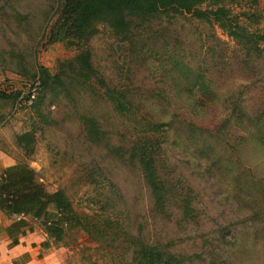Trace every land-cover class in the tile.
I'll use <instances>...</instances> for the list:
<instances>
[{
  "label": "rangeland",
  "instance_id": "rangeland-1",
  "mask_svg": "<svg viewBox=\"0 0 264 264\" xmlns=\"http://www.w3.org/2000/svg\"><path fill=\"white\" fill-rule=\"evenodd\" d=\"M58 6L0 0V166L28 164L72 200L88 229L55 242L64 264H143L144 243L160 247L157 264H264V0L204 5L228 9L238 37L187 12L129 16L126 35L99 22L90 79L72 70V48L49 43ZM41 66L65 84L41 89ZM108 87L135 95L136 121ZM146 120L170 122L169 132L149 137ZM190 123L198 137L185 146ZM203 137L217 150L208 160L195 155ZM147 138L163 205L134 149Z\"/></svg>",
  "mask_w": 264,
  "mask_h": 264
},
{
  "label": "trees",
  "instance_id": "trees-1",
  "mask_svg": "<svg viewBox=\"0 0 264 264\" xmlns=\"http://www.w3.org/2000/svg\"><path fill=\"white\" fill-rule=\"evenodd\" d=\"M209 0H59L57 17L50 27L48 39L50 44L64 43L75 51L71 60V68L77 74L90 79L96 72L92 60V49L89 43L91 37L97 32V23H107L118 35H126L130 31L129 16L143 18L155 17L157 14L166 13H191L197 19L207 22H216L229 35L238 37L243 27L230 17V11L221 6L217 9L204 8ZM264 39V35H262ZM37 77L40 79L41 89H49L54 84H65L59 73L52 74L50 70L41 66ZM20 95V93L14 96ZM106 97L111 101L115 110L124 115L132 116L137 120L138 111L135 109L133 96L127 92L108 87ZM1 97H6L0 93ZM157 108L156 106H152ZM160 108V107H159ZM161 109V108H160ZM163 110V109H162ZM164 111V110H163ZM167 112H162L166 116ZM163 123L156 120H146L143 130L155 137L158 133L169 132ZM136 125H141L137 124ZM190 123L181 126L185 139L182 143L198 137L197 128ZM137 130V128H136ZM210 134V133H209ZM25 135L18 137L22 140ZM213 138L212 135H209ZM210 138L203 137L195 155H200L205 160L216 156L217 150L210 143ZM219 138V137H217ZM149 138L145 142L139 141L137 148L139 161L142 165L145 179L151 187L156 201L163 205L165 186L159 176L157 153L151 149ZM264 144V141H261ZM192 144V143H191ZM200 144V143H199ZM198 155V156H199ZM187 211H192L190 202L184 206ZM0 212L9 221L6 232L11 239L10 246L20 243L22 237L34 232L39 224L50 238L61 242L67 236L68 229L88 226L74 208L73 202L62 189L50 192L40 181L37 171L28 164L15 163L4 167L0 172ZM45 246H49L45 243ZM137 255L145 257L143 264H157L161 250L158 245L142 244ZM174 259V257H172Z\"/></svg>",
  "mask_w": 264,
  "mask_h": 264
},
{
  "label": "crops",
  "instance_id": "crops-1",
  "mask_svg": "<svg viewBox=\"0 0 264 264\" xmlns=\"http://www.w3.org/2000/svg\"><path fill=\"white\" fill-rule=\"evenodd\" d=\"M9 165L12 163L3 160L0 167ZM8 222L0 212V264H64L66 249L57 247L54 238H50L41 226L22 237L19 244L10 246L11 239L6 232Z\"/></svg>",
  "mask_w": 264,
  "mask_h": 264
},
{
  "label": "built area",
  "instance_id": "built-area-1",
  "mask_svg": "<svg viewBox=\"0 0 264 264\" xmlns=\"http://www.w3.org/2000/svg\"><path fill=\"white\" fill-rule=\"evenodd\" d=\"M28 96H30V95H28ZM32 97H34V95H32Z\"/></svg>",
  "mask_w": 264,
  "mask_h": 264
}]
</instances>
